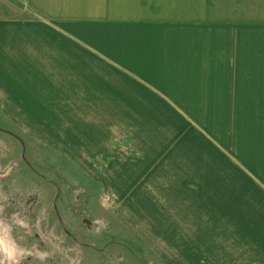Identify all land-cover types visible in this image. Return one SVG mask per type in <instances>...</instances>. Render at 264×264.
I'll list each match as a JSON object with an SVG mask.
<instances>
[{"label":"crops","instance_id":"0c3cea01","mask_svg":"<svg viewBox=\"0 0 264 264\" xmlns=\"http://www.w3.org/2000/svg\"><path fill=\"white\" fill-rule=\"evenodd\" d=\"M0 102L99 124L111 171H184L212 237L184 264H264V0H4Z\"/></svg>","mask_w":264,"mask_h":264},{"label":"rangeland","instance_id":"374dc122","mask_svg":"<svg viewBox=\"0 0 264 264\" xmlns=\"http://www.w3.org/2000/svg\"><path fill=\"white\" fill-rule=\"evenodd\" d=\"M0 111L15 122L0 113V264H184L186 246L212 241L195 212L184 215V171H111L90 153L101 148L99 124H40L47 133L19 105Z\"/></svg>","mask_w":264,"mask_h":264},{"label":"bare ground","instance_id":"6f19581e","mask_svg":"<svg viewBox=\"0 0 264 264\" xmlns=\"http://www.w3.org/2000/svg\"><path fill=\"white\" fill-rule=\"evenodd\" d=\"M0 246L3 248L5 253L8 252L6 241H5L4 237H2V235H0Z\"/></svg>","mask_w":264,"mask_h":264}]
</instances>
